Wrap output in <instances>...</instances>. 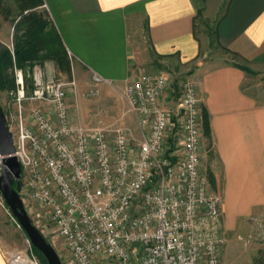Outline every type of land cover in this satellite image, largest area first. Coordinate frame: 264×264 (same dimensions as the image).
Listing matches in <instances>:
<instances>
[{
  "label": "built area",
  "instance_id": "1",
  "mask_svg": "<svg viewBox=\"0 0 264 264\" xmlns=\"http://www.w3.org/2000/svg\"><path fill=\"white\" fill-rule=\"evenodd\" d=\"M91 76L90 96L112 84ZM16 77L19 103L14 118L6 117L22 170L19 196L29 217L31 204L39 206L62 241L61 264H220L226 243L220 196L200 168V99L191 78L178 80L173 113L165 107L167 72H143L125 85L139 130L133 140L125 127L74 124L65 86L75 82L44 81L41 72L31 98L50 108L25 113L21 72ZM171 138L177 147L169 146ZM0 204L20 227L1 193ZM244 242L264 246V219L253 218ZM4 256L9 264L13 258L39 264L33 254Z\"/></svg>",
  "mask_w": 264,
  "mask_h": 264
},
{
  "label": "crops",
  "instance_id": "2",
  "mask_svg": "<svg viewBox=\"0 0 264 264\" xmlns=\"http://www.w3.org/2000/svg\"><path fill=\"white\" fill-rule=\"evenodd\" d=\"M16 1L31 14L20 30L39 29L38 46L47 28L78 76L123 86L153 65L188 70L200 99V168L220 196V264H264V246L244 242L253 218L264 219V0ZM201 16L215 19L212 34L197 30ZM8 30L0 14V38ZM0 264H9L1 247Z\"/></svg>",
  "mask_w": 264,
  "mask_h": 264
},
{
  "label": "rangeland",
  "instance_id": "3",
  "mask_svg": "<svg viewBox=\"0 0 264 264\" xmlns=\"http://www.w3.org/2000/svg\"><path fill=\"white\" fill-rule=\"evenodd\" d=\"M26 4L16 1V0H0V14L5 15V18L9 22L10 30L6 34L2 33V38H0V48L1 46H6L12 54L13 65L4 72L6 77V83L3 89H0V104L6 114V116L11 119L16 115L18 101L17 90V73L21 72L23 78V86L25 92V99L20 101L25 113H29L32 108L49 109L50 106L47 102L32 99L33 90L35 88L34 84V74L41 72L42 80H60L64 83L75 82L74 85L67 84L66 88V101L69 106L70 118L76 125H84L89 128H114V127H125L128 129L133 140L139 138V130L136 124V118L129 110L128 104L125 97L123 96V86H117L113 84L102 83L98 86V92L90 96L88 95L92 84V76L85 74L84 76H78L74 69V65L71 60L69 61L66 56H54L48 55L46 53L49 41L47 35L49 31L47 28L42 27L43 33L41 39L44 44H39L33 49V57L30 60L32 62L23 63V67H19L14 58V48H15V24L16 18V29L21 33L20 39L21 44H24L25 35L20 28L25 26L26 21H23L25 17L30 16L28 13H23V9ZM20 13L22 15H20ZM20 15V16H19ZM29 20V19H28ZM207 17L201 16L198 19L199 26L197 30H202V33L212 34L211 29H213V22L215 19H211L209 23ZM39 29L35 32V35H39ZM7 35V36H6ZM12 35V36H11ZM20 35V34H19ZM14 36V40H13ZM28 41L33 42L30 37ZM26 40V41H27ZM5 42L6 44L4 45ZM27 44V42H26ZM13 46V48H12ZM216 52L221 53L218 49L209 51L207 55L215 54ZM224 55L230 56L226 52H222ZM192 69L193 66L190 65ZM162 70L169 74L170 87L164 93L165 107L172 113L175 112L176 106L179 102L180 92L178 87V80L185 76H189L188 70L180 68L179 66H150L149 68L141 71H158ZM192 80V79H191ZM193 81V80H192ZM107 88L110 92H107ZM170 147H177L178 144L174 143L173 138L169 140ZM30 219L44 238L52 245L55 251L58 253L59 257L66 255L65 247L62 241L55 236L51 235V226L44 220L43 213L38 205L31 204L30 206ZM0 247L3 253L7 256L8 252L21 253V255L30 256L33 254L35 257L32 247L30 248L26 243V236L22 231L21 227L13 221L7 211L0 204ZM8 258V256H7ZM23 259V258H21ZM39 264H42L40 260L36 257ZM25 260V259H24Z\"/></svg>",
  "mask_w": 264,
  "mask_h": 264
},
{
  "label": "water",
  "instance_id": "4",
  "mask_svg": "<svg viewBox=\"0 0 264 264\" xmlns=\"http://www.w3.org/2000/svg\"><path fill=\"white\" fill-rule=\"evenodd\" d=\"M14 151L13 135L9 130L6 114L0 104V156L3 157L0 172V193L31 246L41 252L47 264H61L58 253L32 223L19 196L22 170L17 157L13 155Z\"/></svg>",
  "mask_w": 264,
  "mask_h": 264
},
{
  "label": "trees",
  "instance_id": "5",
  "mask_svg": "<svg viewBox=\"0 0 264 264\" xmlns=\"http://www.w3.org/2000/svg\"><path fill=\"white\" fill-rule=\"evenodd\" d=\"M25 35V40L23 41L24 44H21L20 36H16L15 41V48H14V58H16L15 62L19 67H23V63L27 62V60L32 59L34 47L38 42H36L35 39V30L33 28H29L28 30L23 31ZM30 37V39H33V42L28 41L27 39ZM49 37V36H48ZM27 40V41H26ZM50 44L48 46V49L46 53L48 55H54L57 57H61L63 55V48L62 44L59 38L56 39L55 35L51 38V40L48 38ZM27 42V44H26ZM48 42V43H49ZM12 54L10 50L6 46H1L0 48V89H3L5 83H6V77L4 76V72L10 68L13 65L12 62ZM244 70H247V68L242 67ZM34 254L36 257L40 260L42 264H47L45 261L43 255L41 252H39L35 247L31 246Z\"/></svg>",
  "mask_w": 264,
  "mask_h": 264
},
{
  "label": "bare ground",
  "instance_id": "6",
  "mask_svg": "<svg viewBox=\"0 0 264 264\" xmlns=\"http://www.w3.org/2000/svg\"><path fill=\"white\" fill-rule=\"evenodd\" d=\"M15 264H31V262L27 259H21V258H13Z\"/></svg>",
  "mask_w": 264,
  "mask_h": 264
}]
</instances>
